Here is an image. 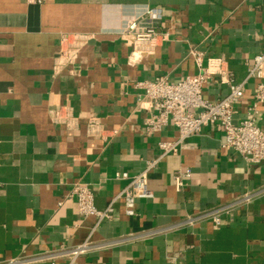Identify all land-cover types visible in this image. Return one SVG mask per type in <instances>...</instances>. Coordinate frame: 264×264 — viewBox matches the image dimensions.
I'll return each instance as SVG.
<instances>
[{"label": "crops", "instance_id": "0c3cea01", "mask_svg": "<svg viewBox=\"0 0 264 264\" xmlns=\"http://www.w3.org/2000/svg\"><path fill=\"white\" fill-rule=\"evenodd\" d=\"M133 19L167 40L133 53L125 31ZM194 49L204 66L222 59L244 81L264 53V0H0V262L89 238L98 246L80 264H264V161L224 149V133L211 126L161 157L159 143L176 141L177 128L146 131L153 111L138 83L198 74ZM256 83L236 104V123L256 104ZM203 92L215 101L229 87L216 77ZM257 110L264 128V102ZM155 160L152 196L137 201L134 216L119 199L96 228L95 217H80L69 198L75 184L104 210L128 184L117 173L137 175ZM224 207L218 228L186 223Z\"/></svg>", "mask_w": 264, "mask_h": 264}, {"label": "built area", "instance_id": "2783aa9c", "mask_svg": "<svg viewBox=\"0 0 264 264\" xmlns=\"http://www.w3.org/2000/svg\"><path fill=\"white\" fill-rule=\"evenodd\" d=\"M28 1L43 4L46 0ZM146 14L152 19H158L161 15L157 9H148ZM125 31L134 35L133 53L138 55L153 52L157 46L167 40L166 33L155 26H142L137 19L130 20ZM74 46H77L76 43ZM191 53L200 68L198 74L187 76L175 83L168 81L165 77L138 83V86L144 90L142 101H146L148 108L153 111L152 116L146 121L148 134L156 133L169 125L175 126L179 133L176 141L159 143L161 157L177 152L189 137L211 126L224 133L225 140L222 144L224 149L235 152L249 162H263L264 128L258 126L256 117L257 104L264 102V53L255 57L253 65L247 68L246 78L242 82L235 81L224 60L213 59L209 65L204 66L202 53L195 49ZM216 77L228 85L229 92L226 96L212 101L204 97L203 89L215 82ZM251 80L257 81L256 104L250 109L246 119L236 123L234 121L235 106L244 97L245 87ZM157 162L158 160L150 162L147 169L137 175L129 176L126 172L117 173V179L128 180V184L104 210H99L95 206L94 194L87 185L75 184L69 198L76 199L80 217L96 218L94 228L112 215L114 203L119 199L124 201L126 214L132 217L135 215L137 201L152 196V192L147 187V174ZM175 178L180 189L181 173H178ZM250 199L251 196L246 195L241 202ZM228 209L230 207L212 210L197 217H188L186 223L190 224L198 219H210L218 228L222 225L221 215ZM97 246L87 238L83 243L73 247H61L29 257L11 258L0 264H33L42 261H50L52 264L56 261H62L63 264H80V259Z\"/></svg>", "mask_w": 264, "mask_h": 264}]
</instances>
